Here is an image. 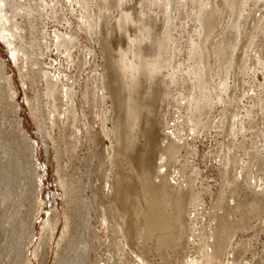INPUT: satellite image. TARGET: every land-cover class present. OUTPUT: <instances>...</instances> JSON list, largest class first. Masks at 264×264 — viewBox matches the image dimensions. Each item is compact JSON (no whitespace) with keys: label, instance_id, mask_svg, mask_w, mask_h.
Instances as JSON below:
<instances>
[{"label":"bare ground","instance_id":"bare-ground-1","mask_svg":"<svg viewBox=\"0 0 264 264\" xmlns=\"http://www.w3.org/2000/svg\"><path fill=\"white\" fill-rule=\"evenodd\" d=\"M100 1L102 5L95 16L90 12V0H0V41L18 69L20 85L25 88L27 77L31 78L36 96H29L24 90V100L33 122H38L35 133L43 138L45 151L50 149L49 139L56 154L55 172L64 197V219L56 240L54 264H97L99 254L91 255L96 249L91 240L95 229L88 209L98 214L96 220L101 229L110 227L112 234L123 236L125 247L121 243L117 248L120 257L111 263L107 258L104 264H155L149 253L151 247L158 259L156 264H264V0L195 3L199 5L194 14L191 12L195 31L186 43L184 63L174 61L178 43L172 35L175 16L170 12L177 8L179 0H139L136 18L122 7L125 0ZM111 2L119 4V9L109 28L123 32L126 39L125 47L118 46L116 51L108 34H101L99 28L101 19L109 23L105 12ZM147 4L161 7L164 35L157 33L154 21L147 23L143 17ZM77 6L81 10L78 29H83L88 39L99 40L102 58L100 63L93 62L90 77L83 79L80 76L87 60L84 50L78 47L77 32L54 28L53 39L46 40L50 37L47 23L70 25L66 13ZM129 24L135 25L132 36L127 32ZM96 33L97 38L93 37ZM50 43L59 53V61L55 65L51 61L50 70L35 66ZM83 46L85 51H92L86 49V44ZM257 74H261L262 82ZM157 77L159 83L166 85H188L186 92L177 90L173 101L185 102L182 122L192 131L193 140L212 126L221 136L215 148L218 181L214 191L211 188L207 192L208 188L202 186L206 184L197 178L196 166L188 164L193 150L187 129L183 133L184 128L176 120L169 125L165 119L168 111L159 116L154 105L148 103L151 99L169 103V87L162 92L160 86L156 87L161 94L153 98L156 92L151 90V83ZM15 93L0 58V105L8 100V106L17 110ZM242 101L249 106L245 107ZM217 105L218 119L213 122L211 115ZM18 121L20 127H16L22 135L11 138L6 137L0 124L3 206L11 205L13 200L22 205L29 192L21 191L17 185L21 172L19 143L29 144L23 124L19 118ZM157 124L163 131L168 130L157 143L158 149L151 143ZM103 138L107 144L99 150ZM31 147L30 155L35 152ZM80 147H86V154L80 157L78 177L74 179L66 165L60 164V151L71 157ZM156 151V166L152 168L148 162L151 152ZM93 160L106 164L109 172L105 197L89 181L94 174ZM169 167L173 170L168 171ZM90 185L93 187L86 196L85 188ZM13 188L16 191L12 192ZM103 198L109 203L105 208ZM35 200L37 195L32 194L29 238L39 218ZM53 214L42 224L44 243L53 240L59 229L57 208ZM126 230L133 240L131 244L124 238ZM29 238L22 242L26 245L22 264H31L26 254L31 245L28 246ZM150 240L152 245H148ZM39 246L32 251L35 258L40 255Z\"/></svg>","mask_w":264,"mask_h":264},{"label":"rangeland","instance_id":"rangeland-1","mask_svg":"<svg viewBox=\"0 0 264 264\" xmlns=\"http://www.w3.org/2000/svg\"><path fill=\"white\" fill-rule=\"evenodd\" d=\"M138 1L139 0H125L121 5L126 11H128V9L130 11H132V13L135 15V18H136L137 14L139 12ZM180 1L181 2L183 1V3H181ZM193 1H196V2L193 3ZM193 1L192 0H185V2H184V0H179V2H177V5H176L177 8L172 9L170 11L171 14L175 16L174 21H173L172 35H173V38L175 39L176 43H178L177 44L178 49L176 51L177 55L174 59L175 63L176 62L181 63V60L183 63L185 62L187 44L189 42V39L192 37L191 35H193L194 31H195V23L193 24L194 19L192 20V18L194 17L193 14L198 9L197 8L199 6L198 4L200 2H202L203 0L202 1L201 0H193ZM97 3H99V4L96 5ZM195 3H198V4H195ZM99 5H102V1L90 0V7H91L90 12H93V14H95V16L99 14ZM193 7H194V9H192ZM160 8L161 7L147 4L144 7V16L143 17L146 18L147 23H151L154 21L156 23L157 33L160 35H164V28H162V24H161V21L163 19V12L160 11V10H162ZM118 9H119V4L117 6V4L115 5L114 2H111L108 6L107 11L105 12L106 15H108V17H109V19L107 20V22H109V23H103L102 19L99 22L100 33L101 34H106V33L108 34V37L110 38L111 46L114 48L115 51L117 50L118 46L125 47V45H126V39H125L124 33L117 30V29L114 30L112 28H109L110 26L113 25L112 23L115 21L114 18L118 14ZM80 12H81V10H80V7H78V6L73 11H67L66 16H67V20L70 23V25L65 24L64 22H62L60 24L56 23V22L47 23V28L50 30V32H49L50 37L47 36L46 40H47V42H51V40L53 39L51 36V32L54 28L59 29L60 31L72 29L73 31L77 32L78 39H79V41L77 43V44H79L78 47L79 48L81 47L82 50H84L83 51L85 53L84 56L87 60V63L85 64V66L82 70L81 76H80V79H83L86 76L90 77V74H91L90 68H91V65L93 64V62L100 63L102 58H101L99 40L97 39V42H95V41L91 40L90 36H89L90 39H88V37H86L87 34L84 33V30L78 29L77 20H79V18H80L79 17ZM191 12L193 13L192 15H191ZM226 16H225V18L227 19ZM174 22H176V23H174ZM175 24H177V25H175ZM174 25H175V27H174ZM174 28H175V30H174ZM109 29H111V30H109ZM135 31H136L135 25L129 24L127 32L132 36L135 33ZM97 36H98L97 33L95 35H93V37H96V38H97ZM82 43L87 45L86 49L89 47L92 49V51L91 52L85 51ZM146 43L149 44V41H146ZM53 48H54V46L50 43L49 48L44 51L45 55L37 58V60H36L37 65H35V66H39L42 68L44 67L45 69L50 70V62L52 61V63H54L53 65H55V63L57 61H59V56H58L59 53H57L56 50H53ZM260 48H262L261 44L259 45V49ZM182 49H184V51ZM249 52H252V51H249ZM250 54H252V53H250ZM8 56L9 55H8L7 51L5 50V45L0 41V58L4 61V64L6 65V72L8 73V76H10V78H11L13 89L16 91L14 96H15L16 104L18 106L17 110L10 108L8 106L9 105L8 100H7V102L0 105L1 106L0 107L1 108L0 124H1V127H3L2 129L5 131L7 138H11V136L14 134L15 135L16 134L22 135V133L19 131V129H17L18 127H16L17 125L20 127L18 118L23 124L24 131L26 132L25 137L28 138L29 144H25L24 141H21L19 143L20 148L18 149V152H19V155L21 158V162H19V169L21 168V172L18 173L19 182L17 183V185L19 186L21 191L25 192V190L27 189L29 192H28V194L25 195L23 202L21 201L22 205H19V203L15 204L16 202L14 200L10 202L11 205L3 206V204H0V257L2 258V259H0L1 260L0 264H22L23 250L26 247V245L22 244V242L28 241V238H29V233H27V232L29 231V226H28L29 220H30L29 213H30V208H31L32 202H33L32 201V194L37 195V200H35V202H36L35 206L38 207L37 209L39 212V218L35 221L36 224L34 225V227H35L34 233L32 236L30 235L31 236L29 238L30 243L28 244V246L30 244L31 245H30V248L26 254H27L31 264H54V258H55L54 251H55L56 240L58 239V235H59L60 229H61L62 224H63V219H64L63 218L64 197L62 196V191H61L60 187L58 186L57 174L55 172V169L57 167L56 154L54 152L53 143L49 139L47 140V142L50 144V146H49L50 149L48 150V152L45 151L44 146H43L45 144L42 141L43 138L41 136H39L37 133H35L38 130V128H37L38 122L36 120H34L35 123L33 122L32 118L30 117L29 107H28V105H26L25 100H24V90L27 91L26 93L29 96H36V94L34 95L33 90H32L34 85L31 84V78L27 77L30 74L28 73V75L25 76V77H27L28 82L24 83L25 88H23V85H20V82H19L18 69L13 64V62L11 60H9ZM99 67L100 66H97V70H100ZM256 76L260 82L263 81L261 74H257ZM159 79L160 78L157 77L155 82L153 81L151 83V85H153L151 87V90L156 92V93L152 92V93H154L153 98H156L157 93L162 92V90H164L165 88H167L168 90L170 88V90H169V93H170L169 103L168 104L165 102L160 103L158 101V99L157 100L155 99V101L153 99L148 100V103H150V105H154V110H156V112H158L157 115H159V116L161 115L159 113H162L163 111H166V113H167V111H168V113L165 114V116L167 117V118L165 117V119L169 122V125H171L173 123V120L174 121L176 120L177 121L176 123H178V124H180V123L182 124L184 122V121L182 122V120L184 119L183 116H184V110H185V104H184L185 102L180 101V103H179L180 105H179L176 102H174L173 99L177 95V90L183 91V92L188 91V85L184 84V86H183V84H180V82H178V84L176 82L175 84L170 83V84L166 85V84H163L161 82L159 83ZM175 85L176 86L178 85L177 87H179V89ZM36 87L38 88L39 84L36 85ZM154 87L155 88L159 87L160 90L158 88L153 90ZM156 90H159L160 92H157ZM10 93L13 94V92L8 91V94H10ZM7 98H9V96ZM170 101H171V103H170ZM242 102H243V104H246V105H244L245 107L249 106V105H247L248 102H245V101H242ZM106 105H109V101L106 102ZM180 108H182V109H180ZM177 109L180 111H177ZM218 109H219V106L217 105V108L215 106V108H214L215 111L213 112L215 114L211 115V120L213 122H215L218 119V115H217ZM176 116H178V117L180 116V118H177ZM213 116H215V117H213ZM168 118L172 119V120L169 121ZM173 118H175V119H173ZM181 124L179 125V127L184 128V129H182V130H184L183 133H185L186 129H187L186 131L189 133V135H188L189 138L187 137V139H188V143L190 142L189 145L193 150V153L189 155L190 157L188 156V158H189L188 164L190 166H192V165L196 166V169L199 173L197 175V178L200 177L199 181L202 180L203 183L206 184V185L202 184V186L208 188L207 192H210L211 188L214 191L217 187L216 181H218L217 170L215 168L216 167V158H217L216 155H217L218 150L215 148H218L217 143H218L219 139L221 138V136H219V134H217L216 128L214 126H212V127H209L207 129L203 130L202 132H200L201 134H196L198 138L196 137V135H195V137L193 136L194 137V140H193V138H191V135H193V134H191L192 131H189V129L187 128V124H184V123L182 125ZM153 131H154V133L155 132H157V133H155L156 135H154V133L152 132L153 133V136H152L153 139L151 137V143L154 142L153 144H156V145H153V147H156V149H158L157 146L160 143L159 140H162V138L164 136L163 133L167 132L168 130L165 128V130L163 131L161 124H159V125L157 124L153 127ZM54 132L58 133V130L55 129ZM157 134H159L160 137ZM55 136L61 137L58 134H55ZM238 138H239V140H241V136H239ZM155 141H156V143H155ZM106 144H107V141L105 138H103L101 140V144H100V147L98 149L101 150V147L103 148ZM31 145L35 148V152L32 155H30L31 149H32ZM192 145H193V147H192ZM86 147H88V146H86ZM86 147L78 148L77 153L74 152V153L70 154L71 157H68L69 154H65V153L63 154L60 151V157H61L60 164L62 166L66 165L65 169L68 170L69 176H72V178H74V179L76 177H78V175H77L78 162L80 160V157H82L86 154ZM194 148H196V149H194ZM0 150H1V148H0ZM215 152H216V154H215ZM157 154H158L157 151L151 152V156H150L151 160H150V162H148V164H149V166L152 165V168H154V166H156V158L158 156ZM204 155L206 157H204ZM93 162H94V164H93L94 165V167H93L94 174H92L90 176L89 181L94 187L92 185H90V187L86 186L85 194H86V196L87 195L89 196L91 187H93V189H97V191H99L103 195V197H105V195H104V191L106 189L105 188V178L109 172L107 171L106 164L102 165V163L100 161L95 162L94 160H93ZM213 164H214V166H213ZM133 168H135L134 164H133ZM211 168H212V170H211ZM171 170H173V169L172 168L168 169V171H171ZM134 175H135V172H134ZM134 175L131 172V179H130L131 182H133V180H135ZM200 185L201 184H199V186ZM213 185H214V187H213ZM13 191H16V188H13L12 192ZM135 194H138V192ZM205 197H206V200H208L210 197V193L208 195H206ZM102 202H103V204H102L103 208H105L109 204L105 198L102 199ZM18 206H21V207H18ZM55 208H57V210L60 213L59 229H58V232H57V234L53 240L47 239V242L44 243L45 241L43 242L41 240L42 239L41 233L43 231L42 230V224L44 223V221L46 220V218L49 215H50V217L54 215L53 213L55 211ZM88 213L90 215L89 218L93 220L92 224H93L94 229H95L94 234H92V236H91L92 237L91 240H92V243L96 249L94 252H91V255L93 256L96 253L99 254L100 258L97 260V264H104L105 263L104 261H106L107 258H108L109 263H111L110 261H114V260L116 261V259H118L120 257L117 254V253H119L117 248H118V246L121 245V243L123 241V236L112 234L109 231L110 227H107L106 229L105 228L101 229L97 220H96L98 214H95V211H93L92 209H88ZM89 218H88V220H89ZM248 232H250V230ZM47 233H48V230H47ZM244 233H247V231H245ZM124 238H125V240L128 241V244H131L133 241L129 237V230L124 231ZM246 238H247V236H243V239H246ZM262 238L264 239V234H262ZM39 242L41 243V246H39ZM122 245H123V243H122ZM148 245H152L151 240L149 241ZM36 246H39L38 250L40 251V255L37 258L33 257V255H32V251ZM111 250L113 251L112 252L113 254L111 253ZM151 250L149 251V253L151 254L150 257L153 258L152 261L156 264L158 262V259L154 255L155 250L153 247H151ZM151 252H153V254ZM259 252H260V249H259ZM113 255H114V257H113ZM115 264H122V263L118 262Z\"/></svg>","mask_w":264,"mask_h":264}]
</instances>
